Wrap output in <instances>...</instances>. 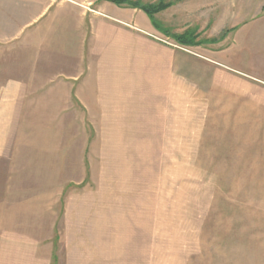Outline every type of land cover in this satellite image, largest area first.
I'll list each match as a JSON object with an SVG mask.
<instances>
[{
    "label": "rangeland",
    "instance_id": "obj_1",
    "mask_svg": "<svg viewBox=\"0 0 264 264\" xmlns=\"http://www.w3.org/2000/svg\"><path fill=\"white\" fill-rule=\"evenodd\" d=\"M238 1L115 4L170 6L132 51H94L80 98L0 45V264H264V86L205 60L264 17Z\"/></svg>",
    "mask_w": 264,
    "mask_h": 264
},
{
    "label": "crops",
    "instance_id": "obj_2",
    "mask_svg": "<svg viewBox=\"0 0 264 264\" xmlns=\"http://www.w3.org/2000/svg\"><path fill=\"white\" fill-rule=\"evenodd\" d=\"M212 1L191 0V4L195 3V6L190 7L191 14ZM238 2L239 19L241 0ZM252 2L255 4L256 0ZM178 5L174 8H178ZM259 8L261 11V5ZM181 16L179 13L178 20ZM174 24L177 27L178 24ZM263 24L261 12L242 26L241 21H238L233 41L230 33L225 39V47L208 51L213 53L214 58H198L239 78L242 76L243 79L251 80L254 85L264 86ZM245 28L253 31V36L249 39L252 46L250 44L247 48L241 45ZM149 29L150 20L143 11L122 9L99 0H0V45H14V48L31 50L34 53L32 75L35 76L32 80H39L37 75L42 70L47 75L53 73L55 78L48 80L67 82L71 85L72 97L85 96L88 84L90 87L93 84V90L99 89L97 83L100 81L92 76L95 73L92 59L96 56L94 51L97 48L102 46L109 51L111 47H119L122 51H127L128 48L132 51L135 34L143 36L149 33ZM223 31L224 29L220 33ZM250 48L255 51L254 71L243 59V55H247L243 53ZM217 79L216 76L213 77V81Z\"/></svg>",
    "mask_w": 264,
    "mask_h": 264
},
{
    "label": "trees",
    "instance_id": "obj_3",
    "mask_svg": "<svg viewBox=\"0 0 264 264\" xmlns=\"http://www.w3.org/2000/svg\"><path fill=\"white\" fill-rule=\"evenodd\" d=\"M109 1H111V2H113V3H115V4H119V2H121V1H124V0H109ZM170 5H159V6H157V7H151L150 9H148V10H144L143 9V12L148 16V17H150V16H153L154 14H156V13H159V12H161V11H163V10H165V9H167L168 7H169ZM136 8V7H135ZM193 36V37H192ZM189 37H192V39L193 38H197V36L196 35H189ZM176 42L179 44V45H181V46H192V44H190L188 41H187V37H186V35H183V36H181V37H179V38H177V40H176ZM197 44V43H196Z\"/></svg>",
    "mask_w": 264,
    "mask_h": 264
}]
</instances>
